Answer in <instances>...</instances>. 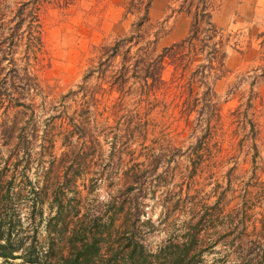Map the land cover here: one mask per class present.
Masks as SVG:
<instances>
[{
	"label": "rangeland",
	"instance_id": "obj_1",
	"mask_svg": "<svg viewBox=\"0 0 264 264\" xmlns=\"http://www.w3.org/2000/svg\"><path fill=\"white\" fill-rule=\"evenodd\" d=\"M130 1L0 0V229L44 248L61 211L67 234L97 219L155 250L190 220L198 264H264V0H214L227 51L214 87L150 91L116 87L122 56L104 52L143 14ZM178 4L150 0L153 57L188 33ZM172 71L164 59L167 84Z\"/></svg>",
	"mask_w": 264,
	"mask_h": 264
},
{
	"label": "trees",
	"instance_id": "obj_2",
	"mask_svg": "<svg viewBox=\"0 0 264 264\" xmlns=\"http://www.w3.org/2000/svg\"><path fill=\"white\" fill-rule=\"evenodd\" d=\"M141 1L139 0V4ZM130 2L135 6V0ZM214 2L179 0L177 11L190 17L188 33L153 57L148 52L149 40L146 39L142 27L148 20L150 0H147L144 12L133 24L131 33L117 39L112 46L104 48V52L109 55L122 56V65L114 85L125 87L132 77V83L147 87L148 91L154 87H171V84L173 87H214V82L222 75L227 57L226 39L222 29L212 19ZM132 45L136 49L131 52ZM164 59H168L173 66L169 84L162 79ZM196 60L199 62L192 68L191 64ZM208 101L210 107H215L216 110V104H211L210 99ZM93 113L87 109L86 122L83 123L88 135L98 127L93 129L91 126ZM125 130L127 135L135 137V127L127 126ZM139 220L137 217L133 223L136 224ZM48 221L51 226L48 236L53 233L54 237H49L44 248H39L34 241H29L26 245L15 244L10 229H0V264H198L202 260L203 240L199 234L201 227L190 220L184 221L186 231L182 235L169 237L166 243L155 250L147 248L143 239L134 232L120 231L122 224L111 233L107 227V231H101V223L97 219L85 223L78 220L67 234L68 222L61 216V211ZM144 223L148 221H142L139 225ZM112 224L111 220L109 225ZM102 226L105 227L104 224ZM59 242L62 245H57Z\"/></svg>",
	"mask_w": 264,
	"mask_h": 264
}]
</instances>
